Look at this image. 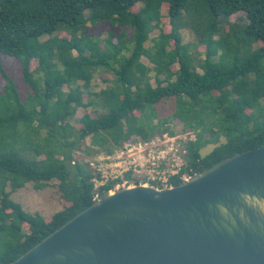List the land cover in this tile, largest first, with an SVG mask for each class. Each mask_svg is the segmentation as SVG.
Instances as JSON below:
<instances>
[{"label":"trees","instance_id":"obj_1","mask_svg":"<svg viewBox=\"0 0 264 264\" xmlns=\"http://www.w3.org/2000/svg\"><path fill=\"white\" fill-rule=\"evenodd\" d=\"M162 4H167L171 29L151 37L163 16ZM240 11L244 17L224 31L228 17ZM89 22L122 25L130 34L123 32L116 41L92 36L85 32ZM183 28L199 35L203 57L183 41ZM62 31L67 35L59 36ZM2 54L19 60L31 93L21 100L0 59L6 79L0 92V262L16 259L90 205L96 192L101 195L121 182L108 180L94 188V167L74 160L87 137L96 146H86L87 153L108 155L134 139L173 135L168 123L178 119L194 139L186 142L185 163L170 177L172 185L181 183L184 173L193 175L264 146V0H0ZM98 71L113 78L95 93L96 100L84 102L79 87L86 89ZM169 97L175 99L174 111L160 118L155 104ZM94 102L100 105L95 115L84 113L80 128L70 124L77 107ZM18 139L34 153L20 151ZM209 144L214 147L202 154ZM125 177L139 183L130 173ZM51 180L58 181L68 205L49 218L10 197L26 182L42 189Z\"/></svg>","mask_w":264,"mask_h":264},{"label":"water","instance_id":"obj_2","mask_svg":"<svg viewBox=\"0 0 264 264\" xmlns=\"http://www.w3.org/2000/svg\"><path fill=\"white\" fill-rule=\"evenodd\" d=\"M112 190L0 264H264V146L176 185Z\"/></svg>","mask_w":264,"mask_h":264},{"label":"rangeland","instance_id":"obj_3","mask_svg":"<svg viewBox=\"0 0 264 264\" xmlns=\"http://www.w3.org/2000/svg\"><path fill=\"white\" fill-rule=\"evenodd\" d=\"M139 5H134L132 7L133 10H137ZM162 18L158 22L155 29L151 32V37L157 36L159 33H166L169 32L171 29V25L169 22V18L167 17V4H162ZM239 17H244L243 12H237L231 14L227 21L224 23L222 29L227 31L229 28V23L232 22H239ZM242 22V20H241ZM86 34L92 36H99V37H110L113 41H116L117 37H119L123 32L125 33L126 37L129 36L130 32L129 29L122 25H112L109 22H97L91 23L89 22L85 27ZM65 32H59V36H66ZM182 39L185 42L191 44V49L194 53H201L199 54V58L204 56L205 46L197 44V40L199 39V35H195L189 28L181 29ZM150 43V42H148ZM261 45V42L259 43ZM2 67L5 72L9 75V77L13 80L15 87L18 91L19 97L21 100H24L29 93H31V88L23 79L22 69L20 62L17 58L11 55L2 54L0 56ZM142 60L148 65L152 66L146 57H142ZM37 66L36 60L32 59L30 61L29 67L30 70L34 71ZM174 69V66L172 67ZM39 73L34 72V77H37ZM113 78V74L111 72H95L88 87L85 89L83 87H79L80 91H82L81 95L83 97L84 102L88 99L96 100L95 93L98 92L100 89L106 87L110 84L111 79ZM150 81L152 84L154 83V72H150ZM6 83V79L0 73V92L3 91L4 85ZM82 81H79L81 84ZM65 90H68V87L64 86ZM100 105L94 102L91 105H83L77 107L74 115L70 118L69 122L75 128H80L82 126L80 122V117L84 113H90L91 115H95V110L100 109ZM156 113L158 117H167L171 115L174 111L175 107V99L174 97L163 98L159 102L155 104ZM136 115L139 113L137 111L134 112ZM168 126L172 128L174 134L169 135L166 133L167 136H189L192 135V131L189 129H184L182 126V122L176 118H173L169 123ZM166 138H161L159 140L150 141L149 143L144 144L139 139H134L130 145L126 147V153L133 154V156L137 157L139 153H143L147 155L148 153L152 154L157 157L156 155L166 154L169 151V143L165 146ZM17 147H22L20 151L26 153H34L33 150L24 148L23 141L18 139L16 143ZM88 146L89 150H96V146L90 144V138L87 137L83 142L80 143V150L75 151L74 160L81 161L83 163L88 162L93 167L94 162L100 156L104 155L103 153L98 154H90L87 153L85 147ZM214 147L213 144H209L201 149V153L205 154L209 152ZM44 153L41 151L38 157H43ZM57 180H51L48 185H46L42 189H35L32 182H26L22 187L17 188L16 190L10 193V197L19 202L21 206L29 211V212H37L44 216L45 218H49L50 215L54 214L55 212L63 209L64 206L68 205V202H65L58 190L57 187ZM121 187V185H119ZM6 190H9V185L6 186ZM113 191V190H112ZM23 229L27 230V224L23 225Z\"/></svg>","mask_w":264,"mask_h":264},{"label":"built area","instance_id":"obj_4","mask_svg":"<svg viewBox=\"0 0 264 264\" xmlns=\"http://www.w3.org/2000/svg\"><path fill=\"white\" fill-rule=\"evenodd\" d=\"M166 134L157 135L148 141L141 140L146 144L162 137L166 138L167 141L164 143L165 146L169 143V151L161 156L156 155V158L150 153L147 155L139 153L142 155L137 157L126 153L128 149H125L132 141L124 143L120 149H117L112 154L100 156L93 164L94 169L98 173V176L93 178L94 188L97 189L99 185L115 179H121V182H117L115 187L133 185L134 183L128 181L125 177V173H130L132 176L139 178V183L137 184L152 185L157 188L171 186L170 177L177 174L179 168L185 163V145L187 140L194 139V134L189 136H167ZM189 176L184 173L181 175V179L184 181ZM98 196L99 194L96 192L93 200Z\"/></svg>","mask_w":264,"mask_h":264},{"label":"clouds","instance_id":"obj_5","mask_svg":"<svg viewBox=\"0 0 264 264\" xmlns=\"http://www.w3.org/2000/svg\"><path fill=\"white\" fill-rule=\"evenodd\" d=\"M253 207L256 208L258 212L264 213V201H262L259 197L255 198V203L253 204Z\"/></svg>","mask_w":264,"mask_h":264}]
</instances>
